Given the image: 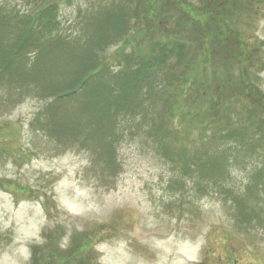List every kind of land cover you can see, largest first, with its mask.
<instances>
[{"label":"rangeland","instance_id":"rangeland-1","mask_svg":"<svg viewBox=\"0 0 264 264\" xmlns=\"http://www.w3.org/2000/svg\"><path fill=\"white\" fill-rule=\"evenodd\" d=\"M217 4L213 12L218 17L200 0H0V38L8 34L3 50L23 34V28L12 27L20 20L11 21V16L18 17L13 13L34 15L44 6L55 9L59 31L52 39L60 40L61 35L65 46L57 58L32 54L30 61L51 59L34 70H18L24 64L0 68L5 73L0 75V264H264V140L263 145L257 142L259 136L251 127L264 118V0ZM239 4L248 6L247 13L233 16L228 9ZM219 7L227 10L219 12ZM104 14L109 18H102ZM183 14L192 28L197 27L193 43L199 45V60L213 55L210 46L220 50L212 60L216 67H205L210 78L204 80L215 86L199 108L215 117L197 114L191 142H174L185 129L179 113L169 108L172 93L165 90L174 59L151 71L157 72L158 81L153 94L145 82L154 74H145L138 90L145 107L161 101L157 111L145 108L147 114L139 113L137 121L118 117L114 137L104 128L105 121L87 126V118L80 116L85 114L70 108L73 104L75 109L79 99L63 105L60 122L71 120L78 126L66 122L60 138L59 125L32 126L37 112L53 101L38 96L36 78L51 84L62 80V72L75 65L69 61L72 53L84 50L105 65L103 74L138 69L137 58L150 56L154 41L164 43L176 36L177 19L172 17ZM119 16L123 20L112 24ZM206 19L218 21L217 38L205 33ZM113 28L118 35H113ZM99 31L115 39L98 43ZM229 58L232 67L246 63L249 72L248 81L239 85L242 90L231 98L220 94L224 88L217 90L213 69L225 68ZM26 71L30 81L23 80ZM23 86L31 87L22 91ZM189 103L181 108L188 110ZM250 109H255L253 116ZM206 119V136L199 142L203 131L198 127ZM238 121L259 148L252 154L237 151L238 141L228 145L240 134L230 127ZM99 133L104 134L99 138ZM107 139H114L112 156L105 153ZM224 145L233 149L220 165L227 172L223 185L217 186L215 174L205 165L198 169L203 173L198 171L192 157L204 160L206 153L214 156L215 147ZM163 146L168 149L163 151ZM182 149L187 157L180 155L186 152ZM237 204L249 205L247 219L239 216Z\"/></svg>","mask_w":264,"mask_h":264},{"label":"trees","instance_id":"trees-1","mask_svg":"<svg viewBox=\"0 0 264 264\" xmlns=\"http://www.w3.org/2000/svg\"><path fill=\"white\" fill-rule=\"evenodd\" d=\"M218 1L219 0H200V3H202V5L204 4L205 6H209L205 7V9L208 8L206 10L208 12L210 11V15L212 14V16L216 15L218 17V12H213L214 9L217 10L216 7L218 6ZM237 6L238 8L228 9L232 11L233 16L237 17L238 12H240V14L247 13L248 6L244 7L240 4ZM219 8V12H223L224 9H226V7ZM13 14L18 17L11 16V21H17L19 19L20 20L16 22L15 25L12 27L23 28V31L21 32L23 34L19 36L14 35L16 36L15 41L13 42V45L8 48V51L5 49L3 50L4 45L8 41V34L5 33L6 35L0 38L1 70L8 69L10 68V65L12 66L14 64H24V68H18V70L21 71L30 67L34 70V66H37L38 63L50 61L51 59L47 58H49L51 55L54 58H57L58 53H60V51L65 50L64 44H60L62 40L61 35L60 40L52 39V35L59 31L58 20L55 15V9L53 7L44 6L41 10H37L34 15L32 13L23 14L19 11ZM134 14L135 16H138V11L136 10ZM122 16H119L118 19L115 18L114 20L112 18V24H115V22H118L119 20L122 21ZM97 17L101 16L98 15ZM97 17L95 19H97L98 22L100 21V19H98ZM104 17H106V19L109 18V14L102 15V18ZM187 18L188 17H186L184 14L183 18L181 17L178 19L176 17H172L173 20L177 19V21L175 22L177 29L175 34L176 36L168 37L171 39L164 43L154 41L153 45L151 46V48L153 49L151 55L148 57L145 56L146 58H144V56H142L141 59L137 58V67L139 66V68H135L136 70L132 69L126 72L119 70L116 74H111L108 71L106 74H103L106 71L105 65L100 62H97L94 57H91L84 50L80 51L78 54L72 53L69 58V61H71L70 63L74 62L75 65L72 69H65V72H62V75L63 73L65 74L62 80L55 81L53 84H51L50 82L43 80L41 77L36 78L34 80L33 85L34 88L37 89L39 92L38 96L41 98H52L53 101L51 100L48 105H46V107L43 109L44 111L42 110L43 112H37L35 116L36 118L34 119V124L32 126L35 127L37 125L38 128L46 129L47 126L51 124L59 125L60 129L58 131V137L60 138V134L63 131L62 127L65 125L66 122L73 126H78V124L72 123L71 120H65V123L60 122L59 115L61 114L63 105L68 104L69 102H73L76 99H79V104L74 103L76 105L75 109L72 107L73 104L70 105V108L74 110L77 115H80V110L83 114H85L80 116H84L87 118L88 122L85 123L87 124V126L94 124H96L97 126H101L105 121L104 128H109V131L111 132L110 137H114L115 135H117L116 127L118 126V117L121 118L122 116L126 115L127 117H130V120L137 121L139 119V117H137L139 113L147 114L145 108H152L153 110L155 109L157 111L156 108L160 106L159 103H161V101H157L156 103L152 102L151 105L145 107V99L143 100V96H141V93L138 90L143 85V83L141 82H143L145 74H154L153 72H151L152 70H157L160 67L165 68L167 65L169 66L168 61L174 59L176 60V63L175 65H172V67L171 65L169 67V69L171 68V71L168 74L169 78L167 80V84H165V90H167L169 94L172 93L170 97L171 103L169 104V108L172 112L175 110L176 114L179 113L181 121L185 122V129L182 128L183 130L181 134L177 139L175 137L174 142L178 145H186L188 141L191 142L194 137V133L192 130V126L194 124L192 123V121H196L200 118H198L199 115L197 114H200V116L203 115V117H209L211 119L215 117V115L211 114H206L205 116V113L200 111L199 108L203 102V99L204 102L208 100L209 94L207 92H210L213 89V86H215H212L211 82L206 83V81L204 80L205 78H210L208 77V75H206L205 67L210 66V68L212 69L211 65L215 66L213 65L215 63L212 62V60H214V56L220 53V50L218 51L217 48H212V46H210V50L212 49L210 56L212 54L213 55L209 57V59L206 61L202 62V59L199 60L198 58L201 57L197 56V52L199 50L196 49L197 47H199V45H196V38L198 37V35L197 32H195V29L197 27L194 26V28H192V25ZM236 19L238 20V18ZM206 20L208 22V26L206 25L207 27H205V33H210L211 36L217 38L219 34H221L219 31L220 27L218 30V21L216 22L208 19ZM41 21H44V23L42 24ZM0 27V31L2 32V27L4 28V26ZM210 27L213 28L209 29ZM9 28L11 27L7 25V29ZM212 32L216 33L212 34ZM118 33L119 32H116L115 28H113V35H118ZM10 34H12V29ZM98 34V43H109L111 40L115 39V37L109 35L110 33L107 31H99ZM54 49H57V52H54ZM68 49H70V47H68ZM74 50L77 51V48H75ZM36 51H38V54H40L41 52H45L44 56L48 57L41 60L40 62H38L36 59H32L30 61L32 54L34 55ZM28 56L30 58H28L25 63L24 57L27 58ZM230 60L232 59L229 58L228 61H225L227 64H225V68L219 66L218 69H213L215 71V74H217L215 81L216 83H219L216 86L218 88L217 90L219 91V89L222 90L224 88V91H219L220 94L224 97L227 96L231 98V95L237 94L242 90L239 85L241 81L249 79V72L246 63L242 64L241 67L235 65L232 67V63L229 62ZM201 64L203 65L201 66L202 68L200 67ZM56 71L61 74L59 68ZM156 73L157 72H155L154 77L149 75V79L145 82L146 86H149V94H153L155 87H157L156 83L158 81L156 80ZM1 74L3 76L5 73L1 71L0 75ZM24 74L25 77H23V80L30 81V73L29 76L27 74V71ZM99 75H105V78L99 77ZM211 76L214 77L213 74ZM111 78L112 83L110 81ZM225 78H227L228 80H225ZM8 83L12 84V81L10 80L9 82L8 80ZM186 86L187 88L184 89V87ZM30 87L23 86L22 91H29ZM203 92H206L207 94L204 95L202 94ZM196 96H198L199 99ZM171 98L173 101L171 100ZM188 100H190L189 109H182L181 104L183 102H187ZM263 105L264 104H262L261 106ZM250 112L252 113V116L256 113L255 109H250ZM153 120L154 117H152V121ZM79 121L84 123L82 118ZM210 123H215V121L210 120ZM241 124H244L243 121H238L236 122V124L234 123L230 126L231 128L236 127L235 131H240V134L235 136L234 139L230 140V143L232 145H228L233 146L235 141H238L237 144L234 146L237 148V151H240L241 153L243 151H251L252 154V151L254 149L259 148L257 145H255L254 139L250 135V133L246 132V128L242 129V126H240ZM200 125L201 126L198 128L202 129L203 133L199 134V136L202 137L197 140L199 142H204V137L206 136V129H203V127L208 125V120L206 119V121H202ZM251 127L254 128V133L258 134L257 136L259 137L257 138V142L261 144V141L264 140V138L262 137L264 136V118L262 117L261 122L259 124L251 125ZM103 134L104 133H99L98 137H102ZM72 137L76 138L77 135L73 134ZM219 140L223 141V138L219 137ZM113 142L114 139H107L105 141V153H110L111 156L113 155ZM215 148L216 150L214 151L217 154H214V156H211L210 154L206 153L205 156H209L204 157V160L200 159L201 156L197 157L194 155L192 159L195 162L197 170L199 168H202V165L207 166V170H210L213 174H215L218 184L217 186H221L223 185L227 171L225 173L222 172L220 165H223L224 162L229 158L228 156L230 155V151L233 148L225 145L222 146V149L220 146ZM162 149L163 151H165L168 148H166V146H163ZM186 153L187 150L186 152L182 151L180 155L187 157L188 154ZM198 171H202L203 173L204 170ZM249 184L252 185L251 183H248L247 185ZM255 187L257 189L259 188L258 185H256ZM237 206L240 209L239 216L242 217V220L247 219L249 215H245V213L246 208L248 209L249 205L243 207L237 204ZM235 209H237L236 206ZM239 209H237V211Z\"/></svg>","mask_w":264,"mask_h":264}]
</instances>
